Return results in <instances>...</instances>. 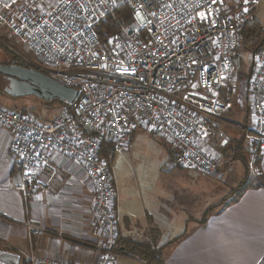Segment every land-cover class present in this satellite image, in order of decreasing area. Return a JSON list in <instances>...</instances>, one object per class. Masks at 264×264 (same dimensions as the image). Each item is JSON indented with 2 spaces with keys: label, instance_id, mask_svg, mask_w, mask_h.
Segmentation results:
<instances>
[{
  "label": "built area",
  "instance_id": "2783aa9c",
  "mask_svg": "<svg viewBox=\"0 0 264 264\" xmlns=\"http://www.w3.org/2000/svg\"><path fill=\"white\" fill-rule=\"evenodd\" d=\"M259 0H9L0 2V27L57 82L76 90L52 119L34 120L0 106V127L17 170L14 189L23 196H59L64 171L50 158L60 152L79 163L92 184L89 227L99 233L92 264H115L118 231L111 202L116 191L102 142L127 148L135 120L149 125L176 152L171 166L212 175L217 162L196 145L217 134L212 120L230 112L224 91L235 71L243 27L253 23ZM126 8L129 22L115 17ZM118 26L102 41L100 25ZM264 34V29L261 28ZM253 125L244 129L249 168L260 175L264 152V49L252 55L248 79ZM33 234L52 233L26 222ZM134 258V257H130ZM142 264H157L145 259ZM28 264H91L30 256Z\"/></svg>",
  "mask_w": 264,
  "mask_h": 264
},
{
  "label": "crops",
  "instance_id": "0c3cea01",
  "mask_svg": "<svg viewBox=\"0 0 264 264\" xmlns=\"http://www.w3.org/2000/svg\"><path fill=\"white\" fill-rule=\"evenodd\" d=\"M14 54L26 59L23 53ZM0 86V98L11 101V106L4 107L1 103L0 106L21 110L34 120L54 118L64 102L54 101L59 105L57 112H38L39 104L45 101L34 96L7 95L1 73ZM213 121L217 134L206 142H195L201 151L218 162L216 173L210 176L174 165L171 166L174 172L161 173L153 179L150 191L136 197L116 184L110 166L116 191L111 202L118 231L116 245L128 239L147 244L157 251V260L152 261L157 264H264V187L250 185L239 195H229L218 203L217 199L225 196L226 188L232 182H240L244 174L236 178L220 170L225 138H221L219 124L224 120ZM146 133L151 137L149 125L136 119L123 152L129 153L137 139ZM12 137L11 130L0 127V252L18 255V264H28L30 256L95 263L99 253L94 246L100 243V236L89 227L94 190L83 167L60 152L51 153L50 158L64 171L59 196L54 198L47 192L23 196L14 189L17 164L9 152ZM153 139H159L167 147L170 160L176 152L172 144L163 137ZM234 158L232 153L228 164ZM258 169L264 182V152ZM26 222L52 233H30ZM115 262L142 264L126 255H119Z\"/></svg>",
  "mask_w": 264,
  "mask_h": 264
},
{
  "label": "rangeland",
  "instance_id": "374dc122",
  "mask_svg": "<svg viewBox=\"0 0 264 264\" xmlns=\"http://www.w3.org/2000/svg\"><path fill=\"white\" fill-rule=\"evenodd\" d=\"M254 17L261 28L264 29V0H259L258 9ZM247 33H249V30H247ZM258 33L259 35L256 41L253 42H249L248 39L245 40V36L242 37V42L238 49L239 62L237 63L236 59L234 74L232 75L227 89L223 93L224 97L231 102L232 106L228 114L220 117L224 121L219 124V133H221V138H225L222 145V155L224 157L220 170L225 172V175L228 174L236 178L244 174L243 165L239 159L235 158L230 161L231 164H228V158H231L232 148L235 147L236 143H239L238 147H240V151L246 153V146L243 140L241 141L240 139H242L244 129L248 126H252L254 123L253 116L250 114V100L248 97L247 84L252 68V55L254 53L252 45L256 43V46L260 44L261 47H264V41H262L264 34H261L259 31ZM7 47L9 48L8 50ZM10 49L13 52H11ZM14 52L23 53L24 57L29 62L36 65L33 55L26 51L23 46L15 42L8 35V32L3 31V28L0 27V64H7L12 61L15 56ZM1 88L0 86V89ZM0 103L4 107L11 106V101H8V99L0 98ZM38 108V112H57L59 105L54 102L46 104L41 102ZM16 111L23 114L21 110ZM213 122L218 123L217 120ZM152 137L153 136L151 135L150 137L148 133L144 134L142 138L140 136L129 153L123 152L124 150L115 151L111 158L110 166L114 181L127 193L131 191L136 197H141L144 191H150L153 179L161 173L174 172L172 171L168 158L169 152H167V147H165L159 139H153L154 137ZM179 170L180 169H177V171ZM249 170L250 171H248L245 176L243 175L244 177L240 182H232V185L226 188L224 193L225 196H222L221 199H217L220 201L218 203H221V201L229 195H239L243 189L253 185L254 181L259 182L260 179L263 181L261 176L256 175L251 168ZM246 181H248V184H246ZM223 188L224 186L221 190H223ZM164 235H162V238ZM164 241L165 240H163V242ZM134 259L138 258L134 257Z\"/></svg>",
  "mask_w": 264,
  "mask_h": 264
},
{
  "label": "trees",
  "instance_id": "16d2710c",
  "mask_svg": "<svg viewBox=\"0 0 264 264\" xmlns=\"http://www.w3.org/2000/svg\"><path fill=\"white\" fill-rule=\"evenodd\" d=\"M116 18L118 19H124V22H129V15H128V11L126 8H121L119 10L116 11ZM107 26V27H106ZM118 29V26L115 22V20L113 18H108L106 21H104L99 28V36L101 38V40L103 41L105 36L110 34V33H114L116 32ZM247 30H249V33H247ZM254 31V32H253ZM258 31L262 34L261 32V26L258 24V22L254 19L253 23L247 24L243 27L241 33H240V43L242 42V37L245 36V40H249V42H253L256 41V38L258 37L259 33ZM263 36V35H262ZM262 41H264V38L262 39ZM245 42V41H244ZM240 43H239V47H240ZM238 47V49H239ZM253 47V51H258L260 49H264V47H261V45L259 44L258 46H256V43H254L252 45ZM238 49L235 55V62L237 59V63L239 62V55H238ZM12 63H15L17 65L20 66H24V67H28V68H34L38 71L43 72L44 74H47V72H45L44 70L40 69L37 65H34L33 63L29 62L27 59H24L22 57L19 56H14V58L12 59ZM248 85V84H247ZM247 89V86H246ZM54 101H57L56 99H53L49 102H45L46 103H52ZM62 102V101H61ZM44 103V102H43ZM63 103V102H62ZM241 141L243 140L245 146H246V153H242L240 150L239 143L235 145V147L232 148V153L234 154L235 158H238L243 167H244V176L246 175V173L249 171V165H248V161H249V150H248V144H247V140L245 138V135H242V139H240ZM114 154V149L113 146L110 142H102L101 145V155L103 157V159L107 162L109 168H110V162H111V158L112 155ZM245 156H244V155ZM243 176V177H244ZM260 186V187H264V182L260 179L259 182H256L253 184V186ZM122 247V249H121ZM115 249L126 256L129 257H135L138 256L137 258L140 259H149L147 261L152 262L153 260H157V251H154L150 248L149 245L141 243V242H136V241H132V240H125L123 243H120V245H115ZM135 255V256H133ZM26 264V263H24Z\"/></svg>",
  "mask_w": 264,
  "mask_h": 264
},
{
  "label": "water",
  "instance_id": "95a60500",
  "mask_svg": "<svg viewBox=\"0 0 264 264\" xmlns=\"http://www.w3.org/2000/svg\"><path fill=\"white\" fill-rule=\"evenodd\" d=\"M0 73L6 81L3 91L11 97L34 96L45 102L53 99L71 102L76 96L75 89L57 82L34 68L15 63L0 64ZM18 262V255L0 252V264H18Z\"/></svg>",
  "mask_w": 264,
  "mask_h": 264
},
{
  "label": "flooded vegetation",
  "instance_id": "af4514ba",
  "mask_svg": "<svg viewBox=\"0 0 264 264\" xmlns=\"http://www.w3.org/2000/svg\"><path fill=\"white\" fill-rule=\"evenodd\" d=\"M13 61H11V62H9V63H7V64H10V63H12Z\"/></svg>",
  "mask_w": 264,
  "mask_h": 264
}]
</instances>
